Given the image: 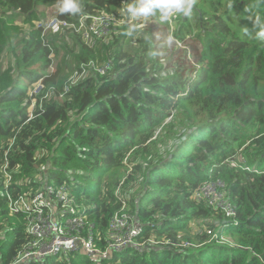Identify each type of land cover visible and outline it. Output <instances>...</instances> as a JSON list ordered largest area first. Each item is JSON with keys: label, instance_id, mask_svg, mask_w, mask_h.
Here are the masks:
<instances>
[{"label": "trees", "instance_id": "obj_1", "mask_svg": "<svg viewBox=\"0 0 264 264\" xmlns=\"http://www.w3.org/2000/svg\"><path fill=\"white\" fill-rule=\"evenodd\" d=\"M126 1L81 0L72 16L58 14L57 0H0V190L5 164L11 197L38 188L34 177L46 172L71 187L103 236L122 207L119 187L145 242L100 263L70 254L29 264H264V40L251 23L264 20V0H195L191 15L174 21L181 47L171 42L169 53L167 37L157 41L152 31L158 22L140 31L142 53L126 42L124 23L91 48L68 28L41 36L33 23L46 7L69 22L100 11L121 17ZM197 13L208 17L202 31L192 30ZM148 46L157 57L165 52L169 67L149 65ZM50 53L58 57L52 71ZM91 60H110V71L88 66L70 85ZM35 82L41 90L28 94ZM209 179L226 184L235 225L192 198ZM7 204L0 195V264L29 241L23 215L9 216ZM192 223L197 231L179 236Z\"/></svg>", "mask_w": 264, "mask_h": 264}, {"label": "built area", "instance_id": "obj_2", "mask_svg": "<svg viewBox=\"0 0 264 264\" xmlns=\"http://www.w3.org/2000/svg\"><path fill=\"white\" fill-rule=\"evenodd\" d=\"M123 23L125 21L122 17L100 11L92 15L82 14L74 18L73 22L51 17L46 24H40L36 28L41 29V36L68 28L80 37L84 45L91 48L107 42L111 34L116 33L117 26ZM84 66H80V69L72 74L68 81L70 85L87 72L88 66L93 72L105 75L111 69V62L107 60L98 64L96 60H91ZM41 88L42 85L38 84L35 91ZM67 89L68 85H65V90ZM43 176L40 173L34 177V181L39 182L38 188H29L11 197L9 185L12 175L6 170V164L2 167L4 188L0 190V195L6 196L8 200L9 216L19 213L23 215L25 232L29 237V241L10 264L43 263L53 256L68 259L70 254L100 263L125 247L143 246L145 242L139 240L143 233L142 222L135 212L126 211L128 199L121 195L119 187L115 194L121 198L122 207L111 216L102 236L89 220L88 209L77 202L71 187L66 182L54 184L46 179V172ZM192 198L203 202L215 212H222L225 218L236 224V206L227 197L224 181L209 179L202 182L193 190ZM135 203L138 201L135 200ZM220 239L224 241L222 237ZM153 243L165 244L157 240ZM188 244L183 243L184 246Z\"/></svg>", "mask_w": 264, "mask_h": 264}, {"label": "clouds", "instance_id": "obj_3", "mask_svg": "<svg viewBox=\"0 0 264 264\" xmlns=\"http://www.w3.org/2000/svg\"><path fill=\"white\" fill-rule=\"evenodd\" d=\"M194 4L195 0H128L121 9V15L126 21H131L128 24L127 35L135 37L150 20H158L164 24L178 15L190 16ZM56 6L59 15L77 16L83 11L81 0H57ZM251 23L255 29V37L264 40V20L256 15Z\"/></svg>", "mask_w": 264, "mask_h": 264}, {"label": "rangeland", "instance_id": "obj_4", "mask_svg": "<svg viewBox=\"0 0 264 264\" xmlns=\"http://www.w3.org/2000/svg\"><path fill=\"white\" fill-rule=\"evenodd\" d=\"M43 7H40L39 8V10H41ZM43 10V17L44 18H41V19H39V20H36V21H34V26H35V28H36V26H38V25H40V24H46L50 19H51V17H54L53 16V14H54V12H53V8H51V7H46L45 9H42ZM123 19H124V21H125V25H127V32H128V24H130L131 23V21H126L125 20V18L123 17V16H121ZM182 18V16H176L174 19H171L170 21H169V30H166V27H164V25L163 24H161V23H159V21L158 20H150V21H148L147 23H146V26L143 28L144 30H147L146 28L147 27H151V25L152 24H156L157 22H158V24H159V27H152L153 29H152V31L155 33V35H156V40L158 41V40H160L161 38H165V37H167V40L164 42L163 41V43H161V45H163V46H166V47H168L169 48V50L166 52V53H169L170 52V50H171V46H170V44H171V42H173L174 43V47H178V48H180L181 46H180V44L179 43H177L176 41H175V39L173 38V36H172V31H174V29H175V25H174V21H177V20H179V19H181ZM207 16L206 15H202V14H200V13H197V14H195V19L197 20V25L192 29V30H197V29H199V30H201L202 31V28L203 27H205V25H206V21H207ZM202 19H204V20H202ZM16 23L17 24H19V25H21L22 23H21V19H20V17H16ZM29 24H25L24 25V28L25 29H28L29 28ZM142 29V30H143ZM141 31V30H140ZM140 33V32H139ZM139 33L135 36V37H130L129 35H127V37H126V42L129 44V45H131L132 47H138V51L140 52V53H142L143 51H142V45H139V43H138V38H139ZM22 34H24L25 35V32H23ZM16 45H15V53L14 54H16V53H18V51L20 50V48H21V46H22V44H23V42L21 41V36L20 37H18L17 38V40H16ZM144 43H146V40H144L143 41ZM146 53V56H148V57H146V58H148V64L149 65H156L158 68H163V67H165V65L166 66H168L169 67V65L167 64V62L164 60V55L166 54L165 52H162V53H160V56L159 57H157L156 56V54H158V52H153V50L151 49V47H149L148 46V50L145 52ZM12 54L13 53H8L7 51L4 53V57H3V65H4V69H5V66L7 65V63H8V61H9V59H10V57L12 56ZM49 58L51 59V64H50V67H49V71H52L54 68H55V64L57 63V58H55L54 57V55L52 54L51 55V53L49 54ZM70 79V78H69ZM38 84L39 83H32L29 87H28V94H32V93H37L38 91L36 90L35 91V87L36 86H38ZM50 97H51V93H50ZM29 110H31V107L29 108ZM33 158H35L36 159V157L35 156H33ZM197 231V227H196V224L195 223H192V224H190V225H188L187 226V230L186 231H183V232H179L178 234H179V236L180 235H183L184 233H188V234H191V235H193L195 232ZM223 240L225 241V239L223 238Z\"/></svg>", "mask_w": 264, "mask_h": 264}, {"label": "bare ground", "instance_id": "obj_5", "mask_svg": "<svg viewBox=\"0 0 264 264\" xmlns=\"http://www.w3.org/2000/svg\"><path fill=\"white\" fill-rule=\"evenodd\" d=\"M194 189H195V188H194ZM194 189H193V190H194ZM192 192H193V191H192ZM234 225H235V224H234ZM221 237H222V236H221ZM117 253H121V252H117ZM53 257H56V256H53ZM53 257H52V258H53Z\"/></svg>", "mask_w": 264, "mask_h": 264}, {"label": "water", "instance_id": "obj_6", "mask_svg": "<svg viewBox=\"0 0 264 264\" xmlns=\"http://www.w3.org/2000/svg\"><path fill=\"white\" fill-rule=\"evenodd\" d=\"M126 2H128V0Z\"/></svg>", "mask_w": 264, "mask_h": 264}]
</instances>
